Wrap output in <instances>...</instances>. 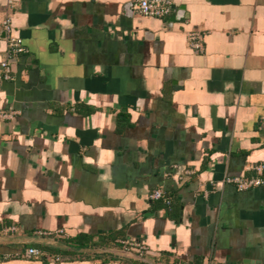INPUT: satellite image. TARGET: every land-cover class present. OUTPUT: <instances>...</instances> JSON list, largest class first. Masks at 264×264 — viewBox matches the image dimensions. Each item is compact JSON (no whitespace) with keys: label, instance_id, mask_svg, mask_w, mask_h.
<instances>
[{"label":"crops","instance_id":"1","mask_svg":"<svg viewBox=\"0 0 264 264\" xmlns=\"http://www.w3.org/2000/svg\"><path fill=\"white\" fill-rule=\"evenodd\" d=\"M135 1L0 0V264H264V0Z\"/></svg>","mask_w":264,"mask_h":264},{"label":"built area","instance_id":"2","mask_svg":"<svg viewBox=\"0 0 264 264\" xmlns=\"http://www.w3.org/2000/svg\"><path fill=\"white\" fill-rule=\"evenodd\" d=\"M10 2L11 0H7L8 5L10 4ZM134 7L142 16L163 18L171 13L173 3L172 0H136L134 2ZM2 32L5 34L4 39L6 40L7 47L5 51V57L0 60V67L3 70L5 78H8L11 70L12 61L16 58L18 54L24 51V48L20 44L18 38L13 35L12 21L11 16L9 14H6L0 22V36ZM186 36L188 45L192 50L196 52L203 51V33L198 30H189L187 31ZM5 115L6 114L4 113H0V117ZM251 168L255 171V174L250 177H244L241 175H228L223 178V181L234 184V186L238 190H245L248 188L262 185L264 186V161L253 165ZM164 195V192L158 189L152 192L150 196L153 198H164ZM165 199L167 200V202H169L168 198L165 197ZM15 229L16 226H8L4 229V231L9 232L14 231ZM63 234V230L44 232V235H50L54 237ZM122 243L125 246L124 248L127 250L138 249V251H142L144 249V247L138 242L125 240ZM39 253L40 251L34 247H28L25 251V255L28 257L37 255ZM52 257L53 261H59V257L57 255Z\"/></svg>","mask_w":264,"mask_h":264},{"label":"water","instance_id":"3","mask_svg":"<svg viewBox=\"0 0 264 264\" xmlns=\"http://www.w3.org/2000/svg\"><path fill=\"white\" fill-rule=\"evenodd\" d=\"M3 34H4V33L2 32V35H3ZM126 252H129V251L127 250ZM129 253H132V252H129ZM132 254H133V253H132ZM135 256H138V257H140V256H139V255H137V254H136Z\"/></svg>","mask_w":264,"mask_h":264},{"label":"trees","instance_id":"4","mask_svg":"<svg viewBox=\"0 0 264 264\" xmlns=\"http://www.w3.org/2000/svg\"><path fill=\"white\" fill-rule=\"evenodd\" d=\"M75 241V240H74Z\"/></svg>","mask_w":264,"mask_h":264}]
</instances>
